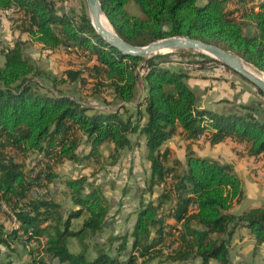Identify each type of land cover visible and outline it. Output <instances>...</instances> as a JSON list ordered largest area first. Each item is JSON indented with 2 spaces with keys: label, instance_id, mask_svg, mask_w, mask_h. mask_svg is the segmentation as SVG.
<instances>
[{
  "label": "trees",
  "instance_id": "trees-1",
  "mask_svg": "<svg viewBox=\"0 0 264 264\" xmlns=\"http://www.w3.org/2000/svg\"><path fill=\"white\" fill-rule=\"evenodd\" d=\"M66 1L0 0V14L22 15L18 30L30 42L48 51L63 49L80 61L55 80L24 57L20 37L3 52L0 248L15 251L18 244L28 257L26 264H151L161 257L179 264H232L229 249L237 229H247L256 246L263 245L264 203L240 215L230 213L244 191L229 163L196 156L189 147L182 163L163 146L176 135L188 145L201 136L210 145L231 140L241 146L239 157L261 160L264 166V119L258 116L264 110L256 105L229 111L198 108L185 83L188 71L168 66L172 61L162 55L146 61L124 56L96 34L85 0H78L79 11L63 8ZM98 1L114 32L131 45L189 37L264 73V0H205L202 5L198 0ZM130 3L144 18L129 13ZM248 26L252 33H246ZM175 53L215 62L192 51ZM43 78L52 86L36 81ZM62 84L88 88L93 97L110 91L113 99L104 98L98 107L64 94L58 89ZM135 134L145 140V188L130 228L97 241L110 218L102 188L87 176H64L59 167L101 168L105 144L111 145L106 158L113 166L132 147ZM81 146L87 152L80 153ZM74 241L78 251L71 249Z\"/></svg>",
  "mask_w": 264,
  "mask_h": 264
},
{
  "label": "rangeland",
  "instance_id": "rangeland-1",
  "mask_svg": "<svg viewBox=\"0 0 264 264\" xmlns=\"http://www.w3.org/2000/svg\"><path fill=\"white\" fill-rule=\"evenodd\" d=\"M205 0H198V5H202ZM63 8L66 10H76L79 11L80 2L78 0H67L63 4ZM126 9L130 14L136 15L140 18H144L141 12L134 5L128 4ZM22 19V15L16 11H8L0 14V66L4 64L3 52L13 46L15 40L20 37L24 42L25 46L23 48V54L30 63H32L36 68L42 70L48 76L55 80H62L65 77V72L68 70H75L79 67L80 61L75 59V57L68 55L63 49L57 51L44 50L37 43H32L29 41L25 34H21L18 30V26ZM246 33H252V27L248 26L245 29ZM164 56L165 61H172L176 64H169L170 67H182L181 62L194 61L202 64L205 62L204 58L198 56H192L190 58L182 59L175 52H165L161 54ZM184 60V61H183ZM204 61V62H203ZM202 62V63H201ZM180 64V65H179ZM205 74L212 76H225L219 73H207ZM231 74V73H230ZM235 85L242 87L246 101L250 102L251 105L259 106L264 110V97H262L257 89L250 83L243 80L238 75L232 74ZM36 80V79H35ZM38 83L41 82L42 85L52 86L51 80L41 79L36 80ZM64 94L75 98L77 100L84 101L88 104H92L98 107H103V99L106 98L107 101L113 99L110 91H106L101 97L90 96L89 89H81L79 85L76 84H62L58 86ZM166 90H173L171 87L166 86ZM258 116L264 119V115L258 113ZM130 149V148H129ZM111 147L105 144L100 147V154L104 156L102 160V166L95 167V165L90 166H74L70 163H65L59 167V172L64 176H87L90 182L100 186L104 191L107 199L110 201V216L108 220V225L114 229V231L124 232L130 228L131 220L134 217V210L138 206V201L142 195V191L145 188V182L148 178L147 168L142 156L135 158L129 154V151H124L120 153L119 159L116 161L115 165L111 166V160L106 158L111 154ZM82 152H87V147L82 149ZM110 165V166H108ZM104 166V167H103ZM241 161L239 168V175L243 179L242 187L244 191V198L239 204H234L232 207V212L240 214L249 209L259 207L264 203V166L262 162L258 161H247L244 163L241 169ZM94 171V172H93ZM94 173V175L92 174ZM61 186L57 187V190ZM147 198V196H144ZM77 222V221H74ZM105 234H100L96 237L97 241H103L106 238ZM242 239H237L234 241V246L231 249V259L234 264H263L262 254L263 248L256 247L252 241ZM91 244H94L96 240H90ZM16 247L15 251H10L6 248H0V264H5L8 261H12L14 264H26L28 257L24 255L21 247L18 244L14 245ZM77 249L78 244L74 241L73 247L71 249ZM94 251V247L90 252ZM165 257L157 258L151 264H179L171 263L165 261ZM187 264H200L199 260L189 262Z\"/></svg>",
  "mask_w": 264,
  "mask_h": 264
},
{
  "label": "crops",
  "instance_id": "crops-1",
  "mask_svg": "<svg viewBox=\"0 0 264 264\" xmlns=\"http://www.w3.org/2000/svg\"><path fill=\"white\" fill-rule=\"evenodd\" d=\"M131 5H134L133 3H130ZM135 6V5H134ZM171 64H176L175 62H172ZM180 65V64H179ZM175 69L181 68L180 66L178 67H173ZM183 69V67H182ZM197 71V72H188L189 76L185 79V83L187 86L193 91L196 97V105L200 109H208L211 111H229L234 108H236L237 105H251L250 102L246 101V97L244 95V91L242 90V87H239L235 85V81L233 78V75L229 74L225 76H212L205 74V72ZM142 92L140 91V95ZM221 101H226L225 103H221ZM132 141V147L130 149H125L124 151H129V154L134 156L135 158H138L139 156H142V159L145 161V165L147 168V175H149V163L145 159V140L143 136H139L138 134L132 135L131 137ZM189 143L185 141L181 136L176 135L169 139L163 147H167L171 150V158H177L184 163V160L186 158V151L187 148L189 147L193 152L194 155L199 156V157H207L215 160H219L220 162H226L229 163L238 178L241 180V183L243 179L239 175V168L238 166L241 165L243 167L244 163L247 161H258L262 162L261 160L254 159V158H249V157H239L236 154V151L241 150V146L236 145L233 141L231 140H226L223 143H219L216 145H210L209 141L205 139L204 136H201L199 138V141L195 144L188 145ZM109 145V144H108ZM111 147V145H109ZM84 146H81L79 149V152H82V149ZM112 149V148H111ZM263 164V162H262ZM241 167V166H240ZM241 167V169H242ZM243 188V187H242ZM104 192V191H103ZM105 195V193H104ZM106 197V195H105ZM107 198V197H106ZM108 200V199H107ZM109 205L110 201L108 200ZM261 206V205H260ZM259 206V207H260ZM138 206H136L137 209ZM111 208V205H110ZM257 208V207H256ZM254 209V208H252ZM232 210V208H231ZM230 210V213L233 215H240L233 213ZM250 210V209H249ZM248 211V210H247ZM245 211V212H247ZM135 212V210H134ZM111 218V216H110ZM109 218V219H110ZM108 223V221H107ZM108 225V224H107ZM124 231V230H123ZM107 236L110 234H117L120 232L114 231L113 228H111L108 225V230H107ZM106 233H103L106 235ZM100 235V234H99ZM237 239H242L241 241L245 242L246 240L252 241L254 248L256 247H262L263 252H264V244L261 246H256L254 239L250 236V233L248 232L247 229L240 228L237 229L234 235L231 238L230 242V259H231V249L234 246V241ZM105 239V238H104ZM73 247V245H72ZM72 251H78V248L72 249ZM264 259V253L262 254V263ZM231 263L232 262L231 259ZM214 264V263H213Z\"/></svg>",
  "mask_w": 264,
  "mask_h": 264
},
{
  "label": "water",
  "instance_id": "water-1",
  "mask_svg": "<svg viewBox=\"0 0 264 264\" xmlns=\"http://www.w3.org/2000/svg\"><path fill=\"white\" fill-rule=\"evenodd\" d=\"M85 4L91 25L94 28L96 34L100 36L106 44H108L112 48H115L124 56L139 57L146 61L152 57L161 55L162 51L176 52L185 50L200 53L224 65L226 68H228L241 78H244L248 83L253 85L264 95V80L248 70L245 67V64L249 63L245 62L240 57L227 52L217 46L206 44L202 41L191 39L189 37H170L149 43L145 46L131 45L121 39L114 32L108 20L106 19L98 0H85ZM100 14L104 15L109 26L111 27L110 32L105 31L101 28L98 20ZM253 68L257 70V72L264 75L263 72L259 71L255 67Z\"/></svg>",
  "mask_w": 264,
  "mask_h": 264
},
{
  "label": "built area",
  "instance_id": "built-area-1",
  "mask_svg": "<svg viewBox=\"0 0 264 264\" xmlns=\"http://www.w3.org/2000/svg\"><path fill=\"white\" fill-rule=\"evenodd\" d=\"M181 63H183L181 64L183 69L188 72H197V71L204 70L210 74L213 73V71L214 73H219L221 75H224L227 73L225 72V66L222 64H216V63H210V62H204L202 64H199V62H194V61H191V62L185 61Z\"/></svg>",
  "mask_w": 264,
  "mask_h": 264
},
{
  "label": "bare ground",
  "instance_id": "bare-ground-1",
  "mask_svg": "<svg viewBox=\"0 0 264 264\" xmlns=\"http://www.w3.org/2000/svg\"><path fill=\"white\" fill-rule=\"evenodd\" d=\"M99 24L101 26V28L105 31H108L110 32L111 31V27L109 26L107 20L105 19L104 15L103 14H100L99 15ZM162 53H165V51H162ZM215 61V60H214ZM213 63H216V64H220L218 63L217 61L213 62ZM245 67L250 70L252 73H254L256 76H258L259 78H261L262 80H264V75L257 72V70H255L251 65L249 64H245ZM225 72H227V68L225 67Z\"/></svg>",
  "mask_w": 264,
  "mask_h": 264
}]
</instances>
